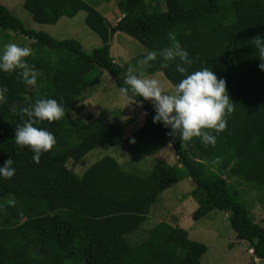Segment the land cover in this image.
Instances as JSON below:
<instances>
[{
  "label": "trees",
  "instance_id": "trees-1",
  "mask_svg": "<svg viewBox=\"0 0 264 264\" xmlns=\"http://www.w3.org/2000/svg\"><path fill=\"white\" fill-rule=\"evenodd\" d=\"M164 1L162 8L160 0H115L119 17L111 24L84 0H23L39 23L54 24L83 10L85 24L101 40L89 53L74 39L57 40L26 28L0 3V32L6 39L10 31L28 40L19 46L33 50L25 59L41 73L33 87L15 71L0 72V85L8 89L0 104V166L11 158L15 168L13 177L0 179V264H200L206 246L178 225L161 221L135 245L123 237L143 223L162 191L181 179L175 165L157 160L142 176L122 170L111 156L96 160L80 176L67 166L93 148H128L136 139L169 142L184 176L194 184L192 218L212 209L225 211L235 238L247 242L253 258L264 260V227L250 217L228 181L235 177L248 184L264 208V71L258 68L261 57L253 39L264 38V0ZM116 31L147 51L178 42L193 60L188 72L203 66L222 78L234 103L225 129L214 146L203 145L198 137L183 141L179 134L173 140L169 129L152 122V104L137 96L142 123L126 139L117 117L113 122L66 115L41 121L36 126L52 132L56 144L34 163L29 148L18 147L13 139L15 126L27 118L20 109L43 97L62 103L65 112L97 77H86L94 66L106 71L118 89L124 86L125 74L110 55ZM160 61L157 55L151 67H143L148 73L162 72L171 85L182 78L175 61L167 68ZM9 198L15 206L4 203Z\"/></svg>",
  "mask_w": 264,
  "mask_h": 264
},
{
  "label": "rangeland",
  "instance_id": "rangeland-1",
  "mask_svg": "<svg viewBox=\"0 0 264 264\" xmlns=\"http://www.w3.org/2000/svg\"><path fill=\"white\" fill-rule=\"evenodd\" d=\"M84 1L98 10L111 24L119 17L115 0ZM0 3L28 29L45 32L57 40L74 39L88 53L101 45L99 36L85 24L83 10H79L72 17L61 16L54 24H47L33 21L23 7V0H0ZM160 6L165 7L164 0H160ZM6 32L10 33L9 39L4 37L3 31L0 32V48L6 43L29 44L28 40L20 35ZM109 43L110 55L120 65L124 74H127L129 69L134 74L142 73L144 77L157 79L163 91L171 92L172 85L162 72L148 73L143 65L138 63L147 49L137 40L126 33L116 31ZM86 77L96 78L92 84L74 96V104L65 111V115L83 119L99 117L104 122H113L117 117L122 138L130 137L142 123L141 106L125 98L112 82L110 75L97 66H94ZM103 156L113 157L122 170L140 176L146 175L157 160L175 165L182 175L178 182L163 190L157 197L143 223L123 235L129 244L135 245L146 239L150 229L163 221L178 225L187 232L190 239L206 246V251L200 257V264H264V260H257L248 253L246 241L235 238L225 211L212 209L198 219L192 218L197 206V201L190 195L194 184L189 177L184 176L185 169L176 160L169 142L154 140L146 142L136 139L128 148L121 144L107 149L93 148L74 166H71L70 162L67 166L80 176L88 166ZM228 181L234 185L231 188L237 191L238 200L249 211L250 217L264 227V208L257 199L255 190L238 178L233 177ZM3 213V209L0 208V217Z\"/></svg>",
  "mask_w": 264,
  "mask_h": 264
},
{
  "label": "clouds",
  "instance_id": "clouds-1",
  "mask_svg": "<svg viewBox=\"0 0 264 264\" xmlns=\"http://www.w3.org/2000/svg\"><path fill=\"white\" fill-rule=\"evenodd\" d=\"M253 39L261 57L258 68L264 71V38L257 36ZM32 54L30 47L16 43L4 44L0 48V72L15 71L22 83L36 87L37 77L41 73L25 59ZM157 55L161 57V68H167L169 63L175 61V71L181 74L182 78L172 85L171 92L163 91L157 79L144 77L142 73L134 74L129 69L123 78L124 86L120 87V93L137 105L141 103L135 99L137 96L149 101L154 110L152 122H159L169 129L173 140L179 134L183 141L198 137L203 145L214 146L217 135L226 127V117L233 112L234 103L226 94L225 81L218 79L208 67L202 66L188 72L193 60L178 42L160 49L159 52L148 50L138 63L151 67L150 62L156 60ZM7 92V87L0 85V104L6 102ZM20 111L27 118L15 126L13 139L18 147L27 146L33 153L32 161L38 163L40 155L48 152L56 144V139L52 132L36 125L44 120H60L65 116L63 105L55 99L41 97ZM219 159L215 158L213 163H218ZM12 165L11 158L5 160L0 166V179L13 177L15 168ZM4 203L13 207L16 200L9 198ZM2 207L3 204H0V208Z\"/></svg>",
  "mask_w": 264,
  "mask_h": 264
},
{
  "label": "crops",
  "instance_id": "crops-1",
  "mask_svg": "<svg viewBox=\"0 0 264 264\" xmlns=\"http://www.w3.org/2000/svg\"><path fill=\"white\" fill-rule=\"evenodd\" d=\"M248 253H251V250L250 249H248ZM258 260V259H257Z\"/></svg>",
  "mask_w": 264,
  "mask_h": 264
}]
</instances>
